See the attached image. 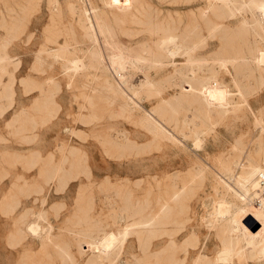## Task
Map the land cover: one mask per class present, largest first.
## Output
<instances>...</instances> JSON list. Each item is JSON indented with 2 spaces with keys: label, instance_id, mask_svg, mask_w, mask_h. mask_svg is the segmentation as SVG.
I'll use <instances>...</instances> for the list:
<instances>
[{
  "label": "rangeland",
  "instance_id": "374dc122",
  "mask_svg": "<svg viewBox=\"0 0 264 264\" xmlns=\"http://www.w3.org/2000/svg\"><path fill=\"white\" fill-rule=\"evenodd\" d=\"M263 3L0 0V264H99L80 251L90 223L81 217L95 223L86 228L93 234L123 230L136 209L153 214L174 192L154 232L131 233L115 264L131 253L134 264H195L200 252L213 260L231 242L230 264H264L260 239L229 241L234 217L262 228L240 175L264 164V69L247 62L264 53L253 20ZM173 33L185 49L157 66L155 42ZM121 50L123 79L109 67ZM187 52L196 60L190 80L175 72ZM215 75L228 108L202 100L199 89ZM65 146L88 169H71ZM34 223L42 235L54 223L51 239H39Z\"/></svg>",
  "mask_w": 264,
  "mask_h": 264
},
{
  "label": "bare ground",
  "instance_id": "6f19581e",
  "mask_svg": "<svg viewBox=\"0 0 264 264\" xmlns=\"http://www.w3.org/2000/svg\"><path fill=\"white\" fill-rule=\"evenodd\" d=\"M209 1L212 3L217 1L220 3L219 6L227 7V6H231L233 3H236L238 0H209ZM206 11H208V10H204V12H203L205 14L204 15L205 18H206V13H207ZM253 18H254L253 19L254 22L259 23V25L263 27V31H264V7L262 9H260L259 11H257L253 15ZM115 21H116V19H115ZM246 23H249V22L246 21ZM89 25L91 26V24H89ZM90 26H89V28L91 29ZM223 26H226V24ZM92 29H93V27H92ZM90 31L92 33V30H90ZM94 38H95V36H94ZM95 41H96V39H95ZM156 43H157V49L154 53V55H155L154 57H156V58L153 62L157 66H164L167 63H172V64L176 63L174 60L175 55H177L178 52L185 49L183 46L184 42L182 43L179 36L175 33L168 34L167 36H164L162 38L159 37L156 40L155 44ZM187 54L188 55L186 56V60L184 62V65L182 67H176L175 72L182 74L185 79L190 80L192 77L188 74V71L192 70L194 72V66H195L196 60H195L193 54H190V52H187ZM125 55L126 54H123L122 50H121V53H113L110 56L109 67L113 71V73L115 75L119 76L121 79H123L124 71L127 67L128 61H129V59H128L129 57L127 58ZM95 56H97V55H95ZM100 59H101V57H100ZM237 59H231V60H228V59L223 60L222 59V61H223V63H226L229 61L234 63V62H237ZM247 59H248V61H247L248 63L256 64L259 69H264V53H262L260 55L253 56V57H248ZM141 60H143V59H141ZM201 63L203 64L204 62L201 61ZM105 67H107L106 64H105ZM189 67L190 68L192 67V69H189ZM191 75H193V74H191ZM210 78H213V79L212 80L210 79L208 81L206 80L204 86L201 87V89H199V91L201 92L200 94L202 95L201 97H202L204 104L208 105V106L212 105V106L222 108V109L228 108L227 106L229 105V97H228L229 92H228L227 86L225 85V82H223V80L216 77V75L211 76ZM146 81L150 82L149 80H146ZM46 82L48 85L51 86L53 84L52 83L53 82L52 76L47 77ZM174 100L175 99L170 100L171 103H173ZM170 101L167 100L166 103H170ZM46 102H48V101H46ZM163 102H164V100H163ZM36 103H38L37 105L40 108L41 106L39 105V102H36ZM43 104H45V103H43ZM43 108H44V106H43ZM37 109H38V107H37ZM145 118L147 121H150L151 126L153 128V131L156 134H161V135L165 134L166 136H168L167 134L169 133V130H167V128H165L162 124L157 122V120H155L153 117L148 116V115H145ZM64 151H66V153H68L70 155V161L69 162H70L71 169H79V168H83V167L88 169V166H85V164H84L85 163L84 156H82V154L79 152V150L77 148L65 146ZM260 172H264V164L263 165H258V164L250 165V168L248 170L243 171L241 173L240 184L242 187L243 197L245 200H248L250 197V201H252L258 195V191H257L258 184H257V180H255L254 177L256 176V174H258ZM88 175H89L88 176L89 186L92 187L94 182H93V180L90 179L91 175L90 174H88ZM251 183H252V186H251ZM178 196H179V193L174 192L171 195L170 199L161 203L160 209H158V211H156L153 214H149V213L144 214V213H142V211L140 209L139 210L136 209L135 213L132 215V216H135V223H130L123 230H119V231H113V232L105 231L103 234H93V233H91V230H86V228L91 226V225H94L95 223L92 222V220H89L86 216L81 217V220L90 222V223H85L87 227L81 229L83 235L85 236V242H84V245L80 246V251L82 253H85L88 255L85 262L86 263L96 262L99 264H115V262L117 260H119V257H120V250L122 249V246H123L122 241H124V239H126L131 233H135V234L137 233L140 236H148L151 233H153L156 226H158V224H159L157 222H158V218L162 214L161 211L167 210V208L169 207L170 200H175V199H177ZM250 207H251V205H250ZM252 207L256 208V210L253 209V211H255L253 213L256 216V218L254 217L256 219V223L261 224L262 228L258 232L251 231V229L249 227H247L244 223H242L240 218L238 220L237 218L235 219V217H234L233 224L230 225V231L235 235V237L233 238V235H232L231 239L229 241H233V240H236L237 242L244 241L249 246L255 245L256 242L258 241V239H260V241L264 242V199H261V203L258 207H256V206H252ZM79 210H80V208H79ZM247 210L248 209L246 207L242 208L243 212H245ZM248 214L251 215L249 212H248ZM253 224H255V222ZM39 225H40L39 223H34V224L30 225L33 233L36 236H38L39 239H41L42 241H44L45 239H47V240L51 239V236H52L51 231L55 227L54 223H47L48 232H47V234H44V235L41 234L42 228L40 229ZM236 250L237 249L235 248L234 243L232 244V242H231L229 245L224 244L223 249L219 252V254L213 260L209 259L205 253L200 252L199 256H197V259L195 260V264H199V262H201V260L203 262L200 264H230V260L232 258V255H233L234 251H236ZM130 255L131 256L128 258H124V260L122 259L120 264H134L133 259H134L135 255L132 253ZM43 262H44L43 258L38 257L34 264H43ZM147 264H153V263L148 261ZM157 264H174V263L171 262L170 260L168 262H165V260L163 259V260H161V262H159Z\"/></svg>",
  "mask_w": 264,
  "mask_h": 264
},
{
  "label": "built area",
  "instance_id": "2783aa9c",
  "mask_svg": "<svg viewBox=\"0 0 264 264\" xmlns=\"http://www.w3.org/2000/svg\"><path fill=\"white\" fill-rule=\"evenodd\" d=\"M257 180V191L258 195L254 198V203L257 204V206L260 205L261 199H264V172H260L256 175Z\"/></svg>",
  "mask_w": 264,
  "mask_h": 264
}]
</instances>
